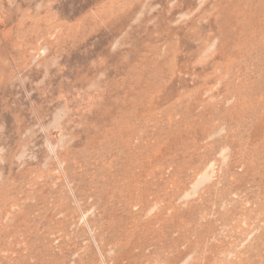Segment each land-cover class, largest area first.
<instances>
[{
    "label": "rangeland",
    "instance_id": "374dc122",
    "mask_svg": "<svg viewBox=\"0 0 264 264\" xmlns=\"http://www.w3.org/2000/svg\"><path fill=\"white\" fill-rule=\"evenodd\" d=\"M0 264H264V0H0Z\"/></svg>",
    "mask_w": 264,
    "mask_h": 264
}]
</instances>
